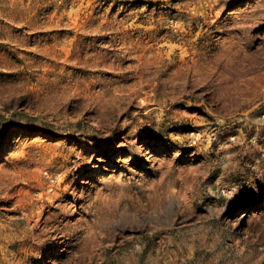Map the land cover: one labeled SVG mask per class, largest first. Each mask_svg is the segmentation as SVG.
<instances>
[{
    "label": "rangeland",
    "instance_id": "374dc122",
    "mask_svg": "<svg viewBox=\"0 0 264 264\" xmlns=\"http://www.w3.org/2000/svg\"><path fill=\"white\" fill-rule=\"evenodd\" d=\"M0 264H264V0H0Z\"/></svg>",
    "mask_w": 264,
    "mask_h": 264
}]
</instances>
